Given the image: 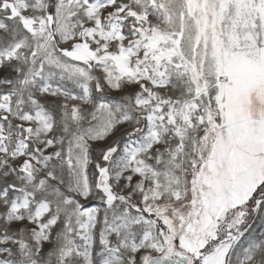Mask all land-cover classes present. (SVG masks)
I'll return each mask as SVG.
<instances>
[{
	"label": "snow or ice",
	"instance_id": "1",
	"mask_svg": "<svg viewBox=\"0 0 264 264\" xmlns=\"http://www.w3.org/2000/svg\"><path fill=\"white\" fill-rule=\"evenodd\" d=\"M256 217L264 0H0V264H264Z\"/></svg>",
	"mask_w": 264,
	"mask_h": 264
},
{
	"label": "rangeland",
	"instance_id": "2",
	"mask_svg": "<svg viewBox=\"0 0 264 264\" xmlns=\"http://www.w3.org/2000/svg\"><path fill=\"white\" fill-rule=\"evenodd\" d=\"M79 92L78 89H76ZM123 129H121L122 131ZM119 135V133L117 134ZM88 206H100L99 201H92ZM261 234H264V218L256 217L251 221V226L249 231L245 234L243 238L245 242H248L252 239H258Z\"/></svg>",
	"mask_w": 264,
	"mask_h": 264
}]
</instances>
